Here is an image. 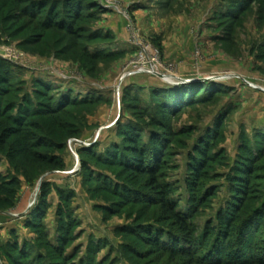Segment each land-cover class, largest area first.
<instances>
[{"label":"rangeland","instance_id":"rangeland-1","mask_svg":"<svg viewBox=\"0 0 264 264\" xmlns=\"http://www.w3.org/2000/svg\"><path fill=\"white\" fill-rule=\"evenodd\" d=\"M23 2L0 0V89L46 148L18 158L13 138L0 153V264H200L216 247L260 264L264 0H89L72 34ZM139 44L158 74L120 88Z\"/></svg>","mask_w":264,"mask_h":264},{"label":"trees","instance_id":"trees-1","mask_svg":"<svg viewBox=\"0 0 264 264\" xmlns=\"http://www.w3.org/2000/svg\"><path fill=\"white\" fill-rule=\"evenodd\" d=\"M88 1L89 0H24L23 4H25L26 6L23 8L22 12L24 14V17L33 20H38L40 17V23L42 25L41 27L43 30L50 31L57 29L67 31L68 33L72 34L73 28L75 27V23H78L82 18H85L86 15H90L89 12L83 13L84 11H86L84 8L86 4L91 6L90 8H87L88 11L95 10L93 2ZM54 5L56 6L54 7ZM112 55L113 54H111L110 56ZM93 60H97V57L93 58ZM9 81L10 80L7 77H4L3 74L0 73L1 85L7 83L9 84ZM2 92L3 89H0V153L5 152L6 146L13 138H19L23 145V147L18 153V158H22L23 156L27 155L28 150L26 147H28L30 144H35L37 146L36 148H46V146L42 144H37L39 142H29L31 136H33L34 133L30 131H35L34 129H40L39 126L35 125L36 127H31V130L28 131V128L26 129V127H28L29 125L28 119L31 117V115H29L28 112L25 113L22 109L20 110V112L18 111L19 114L17 116H14L13 113L16 110L17 103L12 102L10 104L5 105L2 100V96H4L3 98H5L7 94L3 95ZM51 104L52 103L49 104L48 109H53V106ZM62 110V108H59L56 111L49 110L47 113H43L41 110V114H36V116L40 117L46 114L55 115L56 113H61ZM133 143L136 145L135 141H133ZM135 145L131 148L134 149L132 155L134 157L133 159L135 160V163L138 165L140 171L150 176L151 179L155 182L154 184H156V173L152 169L144 170L145 157ZM28 156V159H32L33 163H35L36 165L45 166L49 169L54 170L63 168V166L61 165L62 163L59 162L54 155H44L39 152L30 153L29 151ZM1 185L2 184L0 182V194L2 197H6V195L10 192L7 188L2 187ZM12 186H16L15 181L12 183ZM170 210L174 211L175 206L171 205ZM175 218L179 221L181 226H184V224H182V220L180 219V214L175 213ZM262 245H264V242H262ZM207 247L209 248L210 245ZM215 249L216 250L210 255L209 253H206L207 256H205V258L201 259L200 257V264H248V262L252 263L244 258L245 252L241 247L235 250L234 252H230L227 255L223 254L222 250L220 251L219 247H216ZM254 253H256V255H260L258 256L259 259H256V261L260 264L264 263V246L256 248V250H254ZM222 254L223 257L225 256L226 258H222Z\"/></svg>","mask_w":264,"mask_h":264},{"label":"built area","instance_id":"built-area-1","mask_svg":"<svg viewBox=\"0 0 264 264\" xmlns=\"http://www.w3.org/2000/svg\"><path fill=\"white\" fill-rule=\"evenodd\" d=\"M141 47V54H140V59H139V63L136 64L133 68V70H131L130 72H127L122 78H121V84H120V88L122 83L128 79L131 76H135V75H139V74H158L155 66L156 60L154 58H151L149 50L146 47H143L141 44H139ZM146 60H148V62H146Z\"/></svg>","mask_w":264,"mask_h":264},{"label":"water","instance_id":"water-1","mask_svg":"<svg viewBox=\"0 0 264 264\" xmlns=\"http://www.w3.org/2000/svg\"><path fill=\"white\" fill-rule=\"evenodd\" d=\"M160 78H163L167 82V78H164L163 76H159ZM168 83V82H167Z\"/></svg>","mask_w":264,"mask_h":264}]
</instances>
